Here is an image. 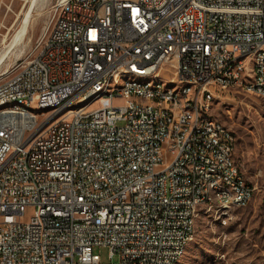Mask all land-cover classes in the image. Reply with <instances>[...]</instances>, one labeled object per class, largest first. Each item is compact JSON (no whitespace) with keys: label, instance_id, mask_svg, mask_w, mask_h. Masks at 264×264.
<instances>
[{"label":"built area","instance_id":"2783aa9c","mask_svg":"<svg viewBox=\"0 0 264 264\" xmlns=\"http://www.w3.org/2000/svg\"><path fill=\"white\" fill-rule=\"evenodd\" d=\"M258 47L264 0H57L37 51L0 82V102H76L109 86L120 67L196 74V83L162 94L118 80L126 93L57 127L49 115L0 116V264H169L192 235L189 213L203 207L204 167H223L221 177L240 188L235 204L223 195L217 205L247 206L254 187L221 156V147L234 152L233 133L212 116L214 127L197 125L187 107L210 113L223 91L264 92ZM233 50L243 62L223 76Z\"/></svg>","mask_w":264,"mask_h":264},{"label":"rangeland","instance_id":"374dc122","mask_svg":"<svg viewBox=\"0 0 264 264\" xmlns=\"http://www.w3.org/2000/svg\"><path fill=\"white\" fill-rule=\"evenodd\" d=\"M57 0H0V82L12 67L38 49ZM29 15L22 40L11 44ZM167 81L176 78L166 77ZM107 98L89 104L96 106ZM211 113V114H210ZM209 116L222 122L235 137L234 159L254 187L251 202L221 216L216 208L199 207L193 240L177 264H264V100L240 89L226 90L211 102ZM31 211L25 218L28 220ZM108 262V249L96 248ZM117 261V257L114 258Z\"/></svg>","mask_w":264,"mask_h":264},{"label":"bare ground","instance_id":"6f19581e","mask_svg":"<svg viewBox=\"0 0 264 264\" xmlns=\"http://www.w3.org/2000/svg\"><path fill=\"white\" fill-rule=\"evenodd\" d=\"M28 24L29 15L24 19L22 27L14 34L11 44H17L22 40ZM258 54H264V47H258ZM242 62L243 50H233V57L225 58L223 61V76H230L231 72H237V65ZM159 72H162L161 69L138 70V68L120 67L116 70L115 77L109 78V86L103 89H92V93L84 94L76 102L58 101L39 105L22 99H10L0 102V116L15 110L32 115V119H40V117L49 115L50 127H57L63 123L65 116L87 112L89 104L102 97L109 99L115 93H126V85L148 87V93H155V87H159L162 94H176V88H178V93H188V88L196 83V74H188L183 79L176 78V81L166 82L164 77L158 74ZM248 72L252 75H259V66L248 64ZM118 80H123L126 85H118ZM256 94L264 100V92H256ZM187 114L197 116V125L205 124V127H214V118L208 115V111H202L197 104H190V107H187ZM233 155L234 152H229L228 147H221V156L223 159H229V165H236ZM198 164L210 165V157H198ZM221 174H223V167H204V172H198L197 188H200V199H203V206L208 205L210 209L216 208L221 216H225L230 211V205L217 204H223V195L228 197V204H235L237 196H240V188L236 187V181L221 177ZM188 175H196V168L188 167ZM210 177H214V182H211ZM198 209L199 207L193 208L192 213H189L192 235L178 247L169 264H177L185 248L193 240Z\"/></svg>","mask_w":264,"mask_h":264}]
</instances>
